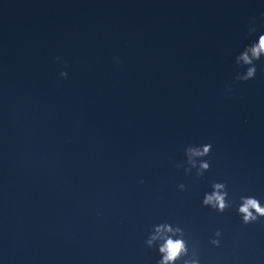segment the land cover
Here are the masks:
<instances>
[{
  "label": "water",
  "instance_id": "95a60500",
  "mask_svg": "<svg viewBox=\"0 0 264 264\" xmlns=\"http://www.w3.org/2000/svg\"><path fill=\"white\" fill-rule=\"evenodd\" d=\"M261 32L264 0H0V264H157L164 222L200 264H264L236 210L264 204V57L234 81Z\"/></svg>",
  "mask_w": 264,
  "mask_h": 264
},
{
  "label": "clouds",
  "instance_id": "9594fccd",
  "mask_svg": "<svg viewBox=\"0 0 264 264\" xmlns=\"http://www.w3.org/2000/svg\"><path fill=\"white\" fill-rule=\"evenodd\" d=\"M256 31L254 22L248 26V32L253 33ZM264 57V32H261L258 37L246 44L243 49L235 56V64L237 66H246L245 70L237 72L234 81H247L256 75V61ZM59 59V57H57ZM60 75L66 77L67 73L61 71ZM211 149V144H203L200 147L188 146L185 148V155L188 157V163L196 166V161L192 159L193 156L203 157L206 156ZM180 165H178L179 167ZM209 168V163L203 160L197 169V175H201L203 171ZM190 168H185V172H189ZM178 187L183 190L184 184H179ZM210 192H205L202 199V204L209 206L218 212H224L226 208L230 207V202L226 199L228 193L226 185L222 182H214L211 186ZM237 212L245 224L255 222L260 217H264V204L253 196H241L240 203L237 206ZM220 231L214 233L215 237L220 236ZM185 233L180 226H173L167 222L158 223L153 225L152 231L148 234L145 244L148 247L155 246L160 258L157 264H176L180 261L181 264H200L196 258V253L189 252L187 241L184 239ZM213 245H219L218 239H211Z\"/></svg>",
  "mask_w": 264,
  "mask_h": 264
}]
</instances>
